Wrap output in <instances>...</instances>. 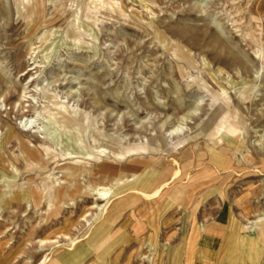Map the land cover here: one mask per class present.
<instances>
[{"label":"rangeland","instance_id":"1","mask_svg":"<svg viewBox=\"0 0 264 264\" xmlns=\"http://www.w3.org/2000/svg\"><path fill=\"white\" fill-rule=\"evenodd\" d=\"M88 1L44 0L39 12L0 0V192L31 184L24 197L0 201V264H35L49 247L60 258L63 234L76 238V259L54 264H264V240L222 241L228 218L239 231L264 223V0ZM196 96L200 103L188 107ZM54 108L69 120H49ZM231 123L237 135L226 140L221 132ZM16 136L39 149L32 167ZM112 143L153 147L142 155L149 167L167 177L175 161L178 176L155 201L138 200L144 211L134 216L120 214L136 200L130 191L99 212L76 194L73 208L65 196L49 210L43 176L63 179L64 167L82 160L65 153L82 149L110 163L99 149ZM87 177L79 175V185L112 184ZM126 218L127 238L116 232ZM204 231L220 240L212 253L198 243ZM39 238L50 241L43 251Z\"/></svg>","mask_w":264,"mask_h":264},{"label":"bare ground","instance_id":"2","mask_svg":"<svg viewBox=\"0 0 264 264\" xmlns=\"http://www.w3.org/2000/svg\"><path fill=\"white\" fill-rule=\"evenodd\" d=\"M88 2L90 4L95 3L94 0H89ZM19 3H23V6H27L28 4H31V5L33 4L34 8L40 12V9L42 8V6L44 4V0H19ZM148 25L152 26L155 29V31H158L157 26H155L153 24V22L149 21ZM75 32H78V31H75ZM161 33L162 34L158 33V35L160 37L164 36L163 32H161ZM75 36H76V34L73 32L71 37L75 38ZM163 38H165V37H163ZM177 49L181 51L179 53V55L182 59L188 60L190 58L189 57V50L185 49L184 46L180 45L177 47ZM200 98H201V96H196L193 99H191L190 105H188V107L192 108V107L197 106L200 103ZM57 114H60V118H62L64 121L69 120L68 116L61 113V111H59V109L55 110V108L48 113L49 120H50L51 116H56ZM27 119H28V117H27ZM21 124H22V122H21ZM174 129L175 128L172 127V129L167 130V131H169L168 136L172 135L174 133ZM163 132H164V130H163ZM217 133H218V131H217ZM6 134H7V132H6ZM235 134L237 135V130H236L235 125L233 123L228 124L226 127H224V129L221 132V136L226 140H230L232 137H234ZM209 135L210 134H207V136H209ZM162 137H165V133H164V135H162ZM15 138L18 140L19 143H21V149H20L19 155H20V158L22 159V161L24 163L25 168H27L28 166L32 167V164L35 165L34 160H41L43 158L39 149L36 146L30 144L29 141H24L22 138H20L18 136H16ZM186 141H187V138L181 140L180 142H178L176 147H178L179 145H183ZM38 147H41V149L47 148L44 142L43 143L40 142L38 144ZM175 149H176L175 147L172 149H169V150L166 149L165 150L166 152L163 155H166L167 153H169L170 151H173ZM99 151L101 153L108 152L110 155L113 156V157H110V159H109L110 163H106L103 160H100L101 158L98 155H92V156H91V154L86 155V151L84 149H82L78 152L65 153V155H67V156H76V157L82 158V160L75 159L74 163H77V164H74L73 166L72 165H66L64 167L65 174H64L63 179H56V178L52 179L50 177V175L53 174V171H49L43 176V178H42L43 180H41V182H40L41 188H39V189H40V194L43 196V198H45L48 201L47 206H48L49 210L55 207L52 204V201L57 200V199H61L62 197H65V196H68L69 198L72 199V200H70V203H68L67 208L68 209L73 208L74 203H75L73 201V196L75 194H76V196H79V198L89 197V198L93 199V206L95 209L98 210V212L102 211L113 197L117 196L118 194H120L124 191H130V193L135 194V196H134L135 199H139V198H144V199H146V198L151 199L152 198L153 199V197L156 198L157 196H159V194L163 191V189L167 188L169 183L171 181H173L178 176V173H179V167H177V166L173 167V164L176 163L174 160H173L174 163H172V164L169 161L167 163L172 168V172L167 177H165V174L159 173L154 168L149 167V165H151V164L147 163L148 159H145L146 157H144L142 155L148 154L152 151L157 152V149L150 147V146L149 147L148 146H132L130 148L122 149V148L116 147L115 144L112 143L108 150L100 148ZM147 157L149 158V162L153 161L155 159V157H150L149 155H147ZM86 160H88V161H86ZM90 162L95 163V164L92 165L91 167L87 166L86 164H88ZM6 163H8V162H6ZM85 173L88 175V177H92L93 179L96 178L99 181H103V182L112 181V184H111V186L105 187V184L97 183L95 185H91V184H89V181H88V183L87 182L81 183L79 185L76 178H78L79 175H83ZM83 182H84V179H83ZM30 185L31 184L27 183V182L26 183L22 182L19 184H12V186H10L11 187L10 189L0 192V201L15 198L16 196L17 197L18 196L24 197L25 196L24 188H25V186H30ZM174 196H177V194H175L173 192L171 194V197L173 198ZM75 200H76V197H75ZM70 204H72V205H70ZM80 205H81V203H80ZM35 209H37V208H35ZM73 210L74 209H72L71 212H73ZM64 211H65V209H64ZM85 216L86 215L83 214L80 218L84 219ZM92 219H94V217ZM85 223H86V226L89 227L90 221L85 219ZM91 223H92V221H91ZM262 224H264V223L263 222L257 223V221H249L247 228L245 229L247 232L246 235L251 239L250 241L254 242L257 240V244H259V245H260V243L258 241L262 242V240H264V227H263L264 225H262ZM88 230H89L88 233L85 235V237H88V239L86 241L88 243H92L93 241H95L97 239V237L100 233L101 227L99 225H97V226H93V227L88 228ZM62 236L66 237L67 241L63 244L56 245L55 247L66 245L65 246L66 251L65 252L63 251L64 253L62 254L61 257H63L65 261L72 262L73 261L72 259H74V260L76 259V251H75L76 247L74 248V246L76 244L75 243L76 238L71 237L70 235H67V234H63ZM36 242L39 244V250L43 251V250H45V249H42L44 247V245L46 243H49L50 241L46 238H39V239H37ZM51 242L54 243V242H57V240L51 241ZM53 248L54 247L47 248L46 252L43 253L39 257V259L37 260V262L35 264H54L57 260H60L61 257L60 258H54L52 256L51 251ZM54 256H55V254H54Z\"/></svg>","mask_w":264,"mask_h":264},{"label":"crops","instance_id":"3","mask_svg":"<svg viewBox=\"0 0 264 264\" xmlns=\"http://www.w3.org/2000/svg\"><path fill=\"white\" fill-rule=\"evenodd\" d=\"M138 200H141L140 202H143L145 204L146 203H150V202H153L155 201L154 199H144V198H139V199H136L135 201H131L130 205L128 207H125L121 212L120 214L123 212V211H127L129 213V216H134L136 213H141L142 211H144V205L142 203V205H137V203H139ZM145 201V202H144ZM162 204L164 203V201L162 200L161 201ZM119 214V215H120ZM119 215L114 219L113 223L117 220V218L119 217ZM128 218V217H127ZM127 218L122 222V225L117 227V230L116 232L117 233H122L124 235L125 238H127V233H126V229L125 227L128 226V220ZM113 223L108 226L107 225V228L111 227L113 225ZM116 229V228H115ZM119 229V230H118ZM205 230V228H204ZM244 231V230H243ZM243 231H239V227L235 226L233 221L230 220L228 218V221L226 223V232L223 234V242L224 241H236V242H240L242 241L241 243H244L246 241H250L251 239L246 235L247 232L246 230L243 232ZM225 234H227V239H224L225 238ZM123 237V239H124ZM232 238L231 240H229L230 238ZM218 237L216 236H211L210 234H207L206 231H204V234H200V238H199V241L198 243L200 244V246L203 248V249H206V250H209L210 253L214 252L215 248L217 246H219L220 244V240L217 239ZM221 241V242H222ZM234 246H232V248H236V244H234ZM243 246V244H242ZM202 252V251H201ZM203 256H206V252H202L201 253Z\"/></svg>","mask_w":264,"mask_h":264}]
</instances>
